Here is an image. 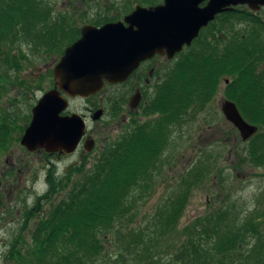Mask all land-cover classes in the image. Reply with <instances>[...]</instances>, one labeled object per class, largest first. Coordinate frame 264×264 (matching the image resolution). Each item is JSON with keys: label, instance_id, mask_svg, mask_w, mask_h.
Masks as SVG:
<instances>
[{"label": "trees", "instance_id": "1", "mask_svg": "<svg viewBox=\"0 0 264 264\" xmlns=\"http://www.w3.org/2000/svg\"><path fill=\"white\" fill-rule=\"evenodd\" d=\"M230 15L221 14L225 19ZM238 21L250 23L252 33L236 25L223 53L201 50L178 63L171 78L165 77L141 107L146 121L134 119L91 168L82 163L64 177L48 173V192L24 212L21 232L33 223L30 242L19 234L4 255V264H99L106 236L112 233L119 241L112 242L119 246V264H264V233L255 222L230 220L228 210L185 227L177 252L167 259L161 256L165 238L177 234L192 187L202 180L198 167L189 170L185 185L158 208L152 233L130 228L139 204L155 190L175 133L188 122L190 111L200 113L213 99L221 76L230 79L227 98L248 122L259 127L248 140L245 161L264 166V19L253 15L240 16ZM79 36L72 14L55 13L47 0H0V83L7 85L8 71L17 74L23 69L29 57L23 45H31L38 55H63ZM260 65L263 70H258ZM11 124L5 121L0 126V137L9 136ZM249 234L253 244L247 239Z\"/></svg>", "mask_w": 264, "mask_h": 264}, {"label": "rangeland", "instance_id": "2", "mask_svg": "<svg viewBox=\"0 0 264 264\" xmlns=\"http://www.w3.org/2000/svg\"><path fill=\"white\" fill-rule=\"evenodd\" d=\"M47 1L52 5L55 13L71 11L69 5L62 4V1L67 0ZM141 1L88 0V3L79 4L80 10L73 9L72 17L75 19V25L81 27L86 21L93 22L111 17V13L118 9L119 13L127 12L128 8L133 10L136 3ZM237 9H239L238 14L233 13ZM229 13L232 15L226 19L220 15L221 17H217L214 23L206 28L209 30L202 31L200 41H196L185 50L186 59L197 55L201 50L207 54L223 53L222 47L234 36L231 30L237 28L236 25L241 29L244 28L243 31L252 33L250 23L238 21L240 16L246 19V16L254 15L264 19V6L259 11H253L248 5H242L235 7ZM226 32L228 36L225 37ZM222 38L225 39L220 46L219 41L223 40ZM22 49L29 56L24 62L23 69L17 74L8 71L7 85L0 83V126H4L5 121L9 124L13 123L8 125V135L12 142L10 151L0 152V264L5 263L4 255L19 234L26 242H30L33 223L27 230L21 232L24 212L34 206L39 196L48 192L46 179L48 173L57 169L58 173L64 174L66 167L73 161L80 160V154L62 160L47 158L42 153L31 155L20 144L24 130L30 123L33 107L41 96L54 86V67L62 56L53 52L35 54L28 44L23 45ZM155 64L147 67V70L154 66L157 68L153 85L150 87L154 90L147 91L148 98L154 95L157 85L166 76L167 68L164 66V60L157 59ZM258 70H263V67L258 66ZM218 82L216 94L203 111L200 110L198 114H195L196 110L190 111L188 122L181 131L175 133L172 147L163 158L155 190L139 204L136 220L130 225L132 230L152 233V221L158 208L162 207L180 186L185 185L183 179L189 170L196 167L201 169L202 180L191 189L189 202L180 219L177 234H172L171 238L167 237L164 240L162 249L165 250V254H161L164 259L177 252L184 240L182 232L185 227L193 224L197 219L205 218L220 210H228L230 220H235V223L241 224L247 221L257 223L261 234L264 233V166H255L245 161L249 141L242 139L238 129L227 120L222 111L224 101L230 100L226 93L230 79L221 76ZM127 88L119 87V90H109L102 97L90 100L76 99L70 103V111L85 112L86 108L95 106L104 98L102 109L105 114L97 123L91 124V130L98 139L92 153L82 162L86 169L92 167L104 149L117 140L134 119L139 123L146 121L147 116L141 108L143 105L140 106V110L129 108L125 99ZM124 120L126 124L120 127ZM98 131L101 133H97ZM11 153L12 156H9ZM12 162L17 163L16 167L21 168L22 172L18 170L11 172ZM73 173L75 177L79 175ZM250 235L247 239L253 244ZM114 237L113 233L106 236L105 252L99 264H119L116 257L119 246L113 245L114 241L115 243L119 241L113 239ZM156 252V250L152 251V253Z\"/></svg>", "mask_w": 264, "mask_h": 264}, {"label": "water", "instance_id": "3", "mask_svg": "<svg viewBox=\"0 0 264 264\" xmlns=\"http://www.w3.org/2000/svg\"><path fill=\"white\" fill-rule=\"evenodd\" d=\"M206 1L207 4L201 6ZM242 5L259 11L264 0H165L157 6L137 7L124 21L100 28L85 26L81 37L65 49L54 68L57 87L46 92L33 107L22 145L30 151L40 148L49 153L72 154L87 126L79 114H62L69 108V99L90 98L100 92L106 82H126L141 62L157 54L173 58L184 46H191L201 30L219 14ZM136 100V96L131 99L132 109L138 106ZM222 111L244 141L259 132L258 126L242 116L235 102L225 100ZM103 112V109L98 110L94 119L101 118ZM94 146L95 141L89 140L85 148L91 152Z\"/></svg>", "mask_w": 264, "mask_h": 264}, {"label": "flooded vegetation", "instance_id": "4", "mask_svg": "<svg viewBox=\"0 0 264 264\" xmlns=\"http://www.w3.org/2000/svg\"><path fill=\"white\" fill-rule=\"evenodd\" d=\"M87 1L88 0H67V1H62L63 2L62 4L69 5L71 7V11L69 13L70 14H73V9L74 10L75 9H79L78 8L79 4H81V3H88ZM164 1L165 0H142L141 2H137L136 3V6H135V8H133V10H131L130 8H128V11L127 12L119 13V9H118L115 12L111 13L112 14L111 17H104V18H102L99 21L98 20H95L93 22L92 21H90V22H87V21L84 22L83 21L84 22L83 25L81 27H78V28H80V36H79V38L81 37L82 29L85 26L92 25V26H95L97 28H100V27H102V26H104L106 24H109V23H117L119 21H124L125 20V17H127L128 15H130L137 7L142 6V7L149 8V7H153V6H157V5L163 4ZM207 2L208 1L202 3L201 6L206 5ZM217 17H216V19H217ZM213 23H214V21L211 22L207 27L203 28L201 30V33H202V31L204 29L208 28ZM125 25L128 26L127 23H125ZM206 30H209V29H206ZM201 33H200V35H199L198 38H196L195 40H193L191 46L193 45V43H196V41H198V39L201 36ZM191 46H184L183 47V50L181 52H179V53H176L173 58H169V56L167 54H157L154 57L149 58V59L141 62V64L139 65V67L130 75V77L128 78V80L126 82H124V83H116V84H109V83L106 82L104 88L100 92H98L94 96H91L90 98H87V99L90 100V99H94L95 97H102L106 93H108L109 90H113V89L119 90V87H128L127 90H126V92H125V99H127V103L129 105V108L132 109L131 106H130V102H131V99L136 96L137 97V100L136 101H138V106L136 107V109H139L140 110V106L145 105L146 102H147V100L149 99L148 98L149 97V95H148L149 92H147V91L149 89H150L151 92L154 90V88H150V87H152V85H153V82L152 81H153L154 73H155V71H156L157 68H155V66H154V67L150 68L149 70H147V67H149L151 64L156 65L155 62H156L157 59H159V60L160 59H163L164 60V63H165L164 66L167 68V70H166V76L165 77H167V78L170 79L171 76L174 74V71H175V68H176L177 64L178 63H182V62H184L186 60V54H184V52H185V50H187L188 47H191ZM53 74H54V71H53ZM56 87L57 86H56L55 81H54V86L50 90L55 89ZM50 90H48V91H50ZM48 91H46V92H48ZM62 94L65 95L64 92H62ZM150 95H151V93H150ZM76 99H83V98L76 97L74 99H69V108L64 113H62L63 115L79 114V115H81L83 117V119L86 122V126H87L86 133L83 136V138H82V140H81V142H80V144H79V146H78V148L76 149L75 152H73L72 154H68L65 151H62V152H53V153L50 152L49 153L45 149H40V148L36 149L35 151H30L27 147H25L24 145H22V143L20 142V144L22 145V147H24L26 149V151L29 154H31V155H35L36 153H42L47 158L51 157V158H56V159L62 160V159H68L69 157H72L74 155L80 154V160L79 161L78 160H75L68 167H66L64 169V174L61 173L62 174L61 175L60 173L57 172V169L54 168V169H56V170H54V173L57 176H59V177H64L66 174L70 173V171H72L73 168L78 167L80 164H82V162L84 161L85 157H87V155L89 156L92 153V151L94 149L91 152H87V150L85 148V145H86V143L89 140H94L95 141V146H96V140L98 139L97 136H95V132L91 130L92 129L91 124L97 123L104 116V114H105V111H104L101 118H99L98 120H95L94 119L95 113L98 110L102 109V107H103L102 100H104V98L101 99V101L98 104H96L95 106L86 108V111L85 112L70 111V103L72 101L76 100ZM87 99H84V100H87ZM125 99H123V100H125ZM122 105H119V106L120 107H123ZM31 119H32V116H31ZM30 122H31V120H30ZM29 124H28V126H29ZM125 124H126V121L124 120L120 127H123V125H125ZM27 127L25 128V130L27 129ZM25 130H24V133H25ZM97 133H101V132L98 131ZM9 138H10L9 136H6L5 137L4 135L0 137V152L2 151V152L5 153L6 151H8V152L10 151V147L12 145V142L10 141ZM21 141H22V139H21ZM9 156H12V153ZM11 164H12L11 169H10L11 172L14 171V170H18L19 172H22V169L21 168H17L16 167L17 163L12 162Z\"/></svg>", "mask_w": 264, "mask_h": 264}]
</instances>
